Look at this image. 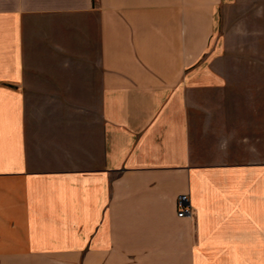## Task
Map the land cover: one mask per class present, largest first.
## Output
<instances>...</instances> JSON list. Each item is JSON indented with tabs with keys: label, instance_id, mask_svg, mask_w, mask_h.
<instances>
[{
	"label": "crops",
	"instance_id": "1",
	"mask_svg": "<svg viewBox=\"0 0 264 264\" xmlns=\"http://www.w3.org/2000/svg\"><path fill=\"white\" fill-rule=\"evenodd\" d=\"M228 2L0 0V264H264V136L207 58Z\"/></svg>",
	"mask_w": 264,
	"mask_h": 264
},
{
	"label": "rangeland",
	"instance_id": "2",
	"mask_svg": "<svg viewBox=\"0 0 264 264\" xmlns=\"http://www.w3.org/2000/svg\"><path fill=\"white\" fill-rule=\"evenodd\" d=\"M215 24L214 47L207 58L230 82L227 106L237 111L231 127L257 142L258 134L264 136V0H229L218 8ZM27 105L54 111L78 104L34 100Z\"/></svg>",
	"mask_w": 264,
	"mask_h": 264
},
{
	"label": "built area",
	"instance_id": "3",
	"mask_svg": "<svg viewBox=\"0 0 264 264\" xmlns=\"http://www.w3.org/2000/svg\"><path fill=\"white\" fill-rule=\"evenodd\" d=\"M189 196L188 194H180L176 198V206L177 212L176 215L178 217H184V216H191L192 215V208L189 206Z\"/></svg>",
	"mask_w": 264,
	"mask_h": 264
}]
</instances>
